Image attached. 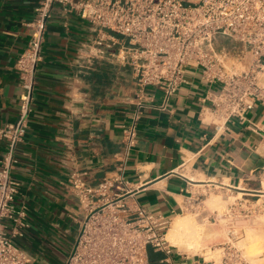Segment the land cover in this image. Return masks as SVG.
Segmentation results:
<instances>
[{"label":"crops","instance_id":"obj_1","mask_svg":"<svg viewBox=\"0 0 264 264\" xmlns=\"http://www.w3.org/2000/svg\"><path fill=\"white\" fill-rule=\"evenodd\" d=\"M36 6L35 0H0V126L18 120L22 88L16 62L30 38L25 24ZM95 33L78 13L66 14L59 6L47 21L29 128L12 172L18 204L27 206L30 221L19 245L33 264H62L69 256L82 218L69 174L83 172L91 185L109 174L123 150L121 125L130 122L135 108L131 69L112 57L90 58L86 45ZM186 78L166 110L163 93L148 88L155 102L141 114L127 170L139 204L172 223L185 214L190 197L205 200L211 192L255 197L264 184V103L246 121L232 119L216 134L199 115L201 99L220 85H206L196 69ZM5 152L0 141V160ZM177 261L209 264L203 254H182Z\"/></svg>","mask_w":264,"mask_h":264},{"label":"built area","instance_id":"obj_2","mask_svg":"<svg viewBox=\"0 0 264 264\" xmlns=\"http://www.w3.org/2000/svg\"><path fill=\"white\" fill-rule=\"evenodd\" d=\"M35 1V16L25 24L30 38L16 62L22 88L18 120L0 126V141L6 143L0 160V264H33L19 245L30 221L27 206L18 204L20 188L12 172L19 163L17 146L28 132L47 21L55 6L66 14L78 13L96 29L86 45L91 59L112 57L131 69L135 106L130 122L121 125L123 150L115 168L96 185L89 184L83 172L69 174L82 218L62 264H179L182 253L167 238L172 220L141 206L135 196L138 189L127 177L138 122L155 102L148 88L163 93L161 109L166 110L170 98L187 83V71L199 70L206 85H220L201 99V121L213 125L216 134L232 119L246 121L247 113L264 103V0ZM262 173L264 177V167ZM260 198L241 200L247 206L245 218L264 210ZM203 205L204 199L190 197L183 211L200 217ZM235 208L229 205L230 218ZM216 217L214 212L204 220ZM230 225L221 264H249L235 245L239 232Z\"/></svg>","mask_w":264,"mask_h":264},{"label":"rangeland","instance_id":"obj_3","mask_svg":"<svg viewBox=\"0 0 264 264\" xmlns=\"http://www.w3.org/2000/svg\"><path fill=\"white\" fill-rule=\"evenodd\" d=\"M243 192V191H242ZM244 193V192H243ZM246 193V192H245ZM263 195L259 193L258 196L249 197L238 193H231L224 195L221 192H211L208 199L204 200L202 216L197 217L195 213L187 212L183 216L193 217L197 221L204 224V226L212 227L215 231L210 236H204V239L197 240H183L180 246H176L177 250L185 255H201L203 254L209 264H221L223 256V244L228 241V231L232 226L239 232V238L235 241V245L242 256L249 264H264V210L258 212L251 218H245L247 215V206L244 205L246 198L253 200ZM218 197L220 203L217 206L210 207L207 205L212 197ZM242 198V199H241ZM242 200V201H241ZM236 204L233 218L227 214L230 204ZM218 214L216 221H205L204 217ZM231 212H229L230 214ZM237 216V218H235ZM206 238V239H205ZM196 241V243H195ZM175 246V245H174ZM176 250V251H177Z\"/></svg>","mask_w":264,"mask_h":264},{"label":"bare ground","instance_id":"obj_4","mask_svg":"<svg viewBox=\"0 0 264 264\" xmlns=\"http://www.w3.org/2000/svg\"><path fill=\"white\" fill-rule=\"evenodd\" d=\"M264 81V75H263ZM207 205L210 207L217 206L220 203L218 197L214 196L206 201ZM214 229L212 227L204 226L201 222L197 221V219H193V217L189 216H179L177 217L168 232L167 238L171 242L172 245L180 246V243L183 240H200L204 239V236L212 235ZM201 239V240H202ZM206 239V238H205ZM196 243V241H195ZM199 243V241H198ZM177 248V247H176Z\"/></svg>","mask_w":264,"mask_h":264},{"label":"trees","instance_id":"obj_5","mask_svg":"<svg viewBox=\"0 0 264 264\" xmlns=\"http://www.w3.org/2000/svg\"><path fill=\"white\" fill-rule=\"evenodd\" d=\"M94 65H95V67H96V65H98V64H94V63H93V66H94Z\"/></svg>","mask_w":264,"mask_h":264}]
</instances>
